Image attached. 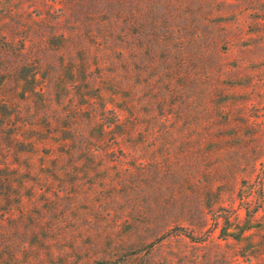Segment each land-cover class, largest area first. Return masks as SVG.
Returning <instances> with one entry per match:
<instances>
[{
	"label": "rangeland",
	"instance_id": "rangeland-1",
	"mask_svg": "<svg viewBox=\"0 0 264 264\" xmlns=\"http://www.w3.org/2000/svg\"><path fill=\"white\" fill-rule=\"evenodd\" d=\"M0 264H264V0H0Z\"/></svg>",
	"mask_w": 264,
	"mask_h": 264
}]
</instances>
